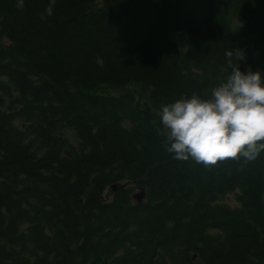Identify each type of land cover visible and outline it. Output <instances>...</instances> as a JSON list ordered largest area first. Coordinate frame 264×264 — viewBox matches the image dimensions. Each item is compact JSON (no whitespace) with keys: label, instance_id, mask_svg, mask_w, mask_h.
<instances>
[{"label":"trees","instance_id":"1","mask_svg":"<svg viewBox=\"0 0 264 264\" xmlns=\"http://www.w3.org/2000/svg\"><path fill=\"white\" fill-rule=\"evenodd\" d=\"M48 6L0 0V264H264V151L177 159L158 117L225 50L264 73V0Z\"/></svg>","mask_w":264,"mask_h":264},{"label":"clouds","instance_id":"2","mask_svg":"<svg viewBox=\"0 0 264 264\" xmlns=\"http://www.w3.org/2000/svg\"><path fill=\"white\" fill-rule=\"evenodd\" d=\"M24 0H17L23 7ZM49 0L45 8L52 15ZM227 74L209 94L196 92L164 103L158 111L165 149L174 158L215 164L238 155L254 159L264 151V73L241 69L225 50Z\"/></svg>","mask_w":264,"mask_h":264},{"label":"rangeland","instance_id":"3","mask_svg":"<svg viewBox=\"0 0 264 264\" xmlns=\"http://www.w3.org/2000/svg\"><path fill=\"white\" fill-rule=\"evenodd\" d=\"M174 38H175V40H176V42H177V44L179 45V47L181 48V49H185V47H186V36L183 34V33H176L175 35H174ZM139 191H133V193H132V195H131V198L135 195V194H137ZM225 200V202H227V203H233V198L230 196V197H227L226 199H224Z\"/></svg>","mask_w":264,"mask_h":264},{"label":"water","instance_id":"4","mask_svg":"<svg viewBox=\"0 0 264 264\" xmlns=\"http://www.w3.org/2000/svg\"><path fill=\"white\" fill-rule=\"evenodd\" d=\"M142 196H143V192L141 191L138 195H135L134 198H136L137 200L138 199L140 200Z\"/></svg>","mask_w":264,"mask_h":264}]
</instances>
